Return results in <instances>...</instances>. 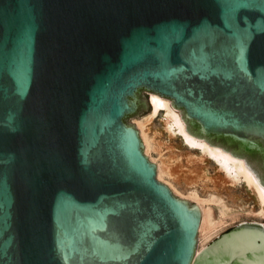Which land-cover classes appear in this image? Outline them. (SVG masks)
Wrapping results in <instances>:
<instances>
[{"label": "water", "instance_id": "1", "mask_svg": "<svg viewBox=\"0 0 264 264\" xmlns=\"http://www.w3.org/2000/svg\"><path fill=\"white\" fill-rule=\"evenodd\" d=\"M145 89L264 186V0H0V264H264L253 221L196 255Z\"/></svg>", "mask_w": 264, "mask_h": 264}, {"label": "bare ground", "instance_id": "2", "mask_svg": "<svg viewBox=\"0 0 264 264\" xmlns=\"http://www.w3.org/2000/svg\"><path fill=\"white\" fill-rule=\"evenodd\" d=\"M149 93L152 108L149 110L150 112L148 111L149 114L147 116L138 120L137 124L143 138L146 154L152 158V153H157V161H155L158 166V178L169 184L176 194L181 193L176 183L177 176L173 171V164L181 159L180 155L178 153L166 155L155 135H150L147 130L149 123L157 116H160L166 133L170 137H179L181 143L190 151L187 160L189 162L197 161L200 167H202V170L197 174L198 179L202 181L213 179L207 164L214 159L216 163L214 168L223 180L229 182L232 186L243 187L248 197L253 200L254 203L248 210L251 212V215L264 220V186L259 182L253 170L246 165L245 160L230 154L232 153L230 151L221 149L224 147L214 145L207 139L199 138L189 131L185 119L182 118L180 109L172 103L171 98L162 96L156 91H149ZM213 145L221 148L214 147ZM191 183L193 184L187 186L184 196L188 200H194L200 206L202 211V220L199 227L200 235L204 234L206 238H210L222 224L223 218L228 215H230V218L236 217L239 214V208L229 209L222 195L213 191L207 195H203L197 185L194 184V180ZM208 202L219 204L223 216L221 220L213 218L211 207H208L207 204ZM198 250H200V247ZM197 251L196 255L199 253Z\"/></svg>", "mask_w": 264, "mask_h": 264}, {"label": "rangeland", "instance_id": "3", "mask_svg": "<svg viewBox=\"0 0 264 264\" xmlns=\"http://www.w3.org/2000/svg\"><path fill=\"white\" fill-rule=\"evenodd\" d=\"M147 94H150L148 90H144ZM150 112V111H149ZM149 112H145L139 116H130L129 120L131 123L136 124L138 127V120H141L145 116L149 114ZM181 112V110H180ZM182 115V114H181ZM183 118V117H182ZM184 120V119H183ZM185 122V121H184ZM148 132L150 135H155L157 138L161 148L163 149V152L167 154H176L178 153L181 157V159L173 164V171L177 176V186L180 189L181 193H179L180 196L185 198V192L187 191V186H190L191 181L194 180V184L197 185L198 189L203 195H207L210 192H216L224 197V201L226 206L229 209H238V215L234 218H230V215L227 217L222 216L219 204L208 202V207H211L213 218L215 220H221L223 218L222 226L220 225L217 228V231L212 234L210 238H206L204 234L202 236L200 235V231L198 232V247L197 250L200 247L199 252L208 246L212 241H214L218 236H220L222 233L226 232L230 228L236 226L237 224L244 222V221H253V222H259L264 223V220L255 217L251 215V212L248 211L251 205H253V200L248 197L246 191L241 186H232L229 182H225L223 178L218 174V172L215 170L214 166L216 165L215 160H211L207 166L209 168L210 174L213 176L212 180H206L202 181L198 179L197 174L202 170V167L198 164L197 161L189 162L187 160L189 150L186 146H184L181 143V139L179 137H170L161 122L160 116H157L154 118L148 125ZM139 129V128H138ZM142 137V136H141ZM143 139V138H142ZM211 144V143H210ZM212 145V144H211ZM214 146V145H213ZM217 148H221L218 146H214ZM224 150V148H221ZM225 151V150H224ZM230 153V152H228ZM232 154V153H230ZM152 160H156L157 153H152ZM157 161V160H156ZM155 161V162H156ZM188 180V181H187ZM165 182V181H164ZM183 194V195H182ZM206 197V196H204ZM195 202L194 200H191ZM226 220V221H225ZM197 251V252H198Z\"/></svg>", "mask_w": 264, "mask_h": 264}]
</instances>
